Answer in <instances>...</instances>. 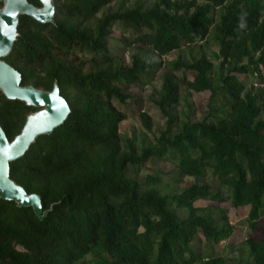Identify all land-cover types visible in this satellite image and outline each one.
Here are the masks:
<instances>
[{
    "label": "trees",
    "instance_id": "trees-1",
    "mask_svg": "<svg viewBox=\"0 0 264 264\" xmlns=\"http://www.w3.org/2000/svg\"><path fill=\"white\" fill-rule=\"evenodd\" d=\"M53 3L51 23L19 16L4 60L23 85L57 81L70 113L10 163L47 213L40 220L0 199V264H264V0ZM155 77L150 101L163 126L151 140L122 135L113 99L134 103L149 129L129 90ZM183 90L208 92L201 120L179 106ZM34 110L0 93L8 139ZM163 176L180 190L162 192ZM224 201L246 207L248 227L260 228L244 255L218 248L233 233L213 204Z\"/></svg>",
    "mask_w": 264,
    "mask_h": 264
},
{
    "label": "water",
    "instance_id": "water-1",
    "mask_svg": "<svg viewBox=\"0 0 264 264\" xmlns=\"http://www.w3.org/2000/svg\"><path fill=\"white\" fill-rule=\"evenodd\" d=\"M38 1L39 6L27 0H2L0 6V93L7 100H17L35 109L26 114L19 132L11 139L0 125V199L11 201L17 207L31 208L42 220L47 211L42 209L40 196L27 193L10 177V163L23 156L38 136L49 135L60 126L70 108L60 95L57 81L50 90L23 85L20 72L4 60L18 36L19 16H28L42 24L53 22V0Z\"/></svg>",
    "mask_w": 264,
    "mask_h": 264
},
{
    "label": "rangeland",
    "instance_id": "rangeland-1",
    "mask_svg": "<svg viewBox=\"0 0 264 264\" xmlns=\"http://www.w3.org/2000/svg\"><path fill=\"white\" fill-rule=\"evenodd\" d=\"M177 56L176 52L171 53L167 56V59H174ZM187 57V56H184ZM252 79L247 78L246 82ZM254 81V80H253ZM159 88V81L155 77L151 80L149 84H145L142 87H136L129 90V93L134 99H138L141 102V110L144 114L150 118V128L146 129L141 123V119L138 113L135 111L136 105L131 101L127 100L125 103L121 104L113 99L114 105L123 114L124 119L119 124V131L122 135L127 137L135 136L139 138L141 136L145 137L146 140H151L153 135L156 133L158 127H162L166 117L160 112L159 108L150 101V97L154 96L153 90ZM207 91L194 92L192 90H183L180 94L179 106L188 104L190 107L189 119L191 122L201 120L206 111V104L208 99ZM174 107L172 110V116L179 109ZM157 166H162V163ZM167 176L162 177V183L160 186L162 192H177L180 190L181 184L168 183ZM187 182H194V178L186 177L184 178ZM207 180L215 182L214 178L208 177ZM218 186V185H217ZM212 202L207 201H197L196 206H203L206 204H211ZM213 204L218 205L227 216V219L231 226L233 227V233L225 242H220L218 248L220 251L226 254L228 257H237L238 255H244L245 246L243 241L246 238H252L254 240L261 236L260 228L257 226L254 229H250L246 222V207L232 208L227 202H213ZM242 250V251H241ZM241 251L242 253H239Z\"/></svg>",
    "mask_w": 264,
    "mask_h": 264
}]
</instances>
